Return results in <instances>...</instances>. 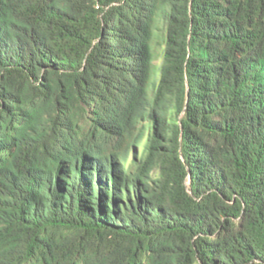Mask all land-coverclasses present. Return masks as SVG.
<instances>
[{
	"label": "trees",
	"instance_id": "1",
	"mask_svg": "<svg viewBox=\"0 0 264 264\" xmlns=\"http://www.w3.org/2000/svg\"><path fill=\"white\" fill-rule=\"evenodd\" d=\"M0 264H264V0H0Z\"/></svg>",
	"mask_w": 264,
	"mask_h": 264
},
{
	"label": "rangeland",
	"instance_id": "2",
	"mask_svg": "<svg viewBox=\"0 0 264 264\" xmlns=\"http://www.w3.org/2000/svg\"><path fill=\"white\" fill-rule=\"evenodd\" d=\"M164 53H165L164 44H162L159 48L156 49V57H155V63L159 70L161 69L164 63ZM146 138L145 140H147ZM145 140L144 143L140 147H138V156H140L144 150Z\"/></svg>",
	"mask_w": 264,
	"mask_h": 264
}]
</instances>
